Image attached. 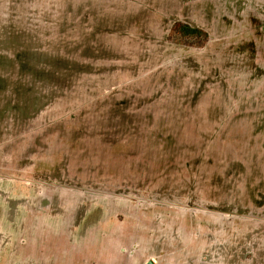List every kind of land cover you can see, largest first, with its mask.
Instances as JSON below:
<instances>
[{
    "label": "rangeland",
    "instance_id": "obj_1",
    "mask_svg": "<svg viewBox=\"0 0 264 264\" xmlns=\"http://www.w3.org/2000/svg\"><path fill=\"white\" fill-rule=\"evenodd\" d=\"M263 245L264 0H0V264Z\"/></svg>",
    "mask_w": 264,
    "mask_h": 264
},
{
    "label": "trees",
    "instance_id": "obj_2",
    "mask_svg": "<svg viewBox=\"0 0 264 264\" xmlns=\"http://www.w3.org/2000/svg\"><path fill=\"white\" fill-rule=\"evenodd\" d=\"M176 39L177 42L202 47L208 41V35L203 30L193 29L186 24L176 23L172 27L169 40Z\"/></svg>",
    "mask_w": 264,
    "mask_h": 264
},
{
    "label": "crops",
    "instance_id": "obj_3",
    "mask_svg": "<svg viewBox=\"0 0 264 264\" xmlns=\"http://www.w3.org/2000/svg\"><path fill=\"white\" fill-rule=\"evenodd\" d=\"M249 220L250 219H243V221H245V223H246V225L248 224L247 222H249ZM237 224V223H236ZM242 223H240V225H241ZM238 225V224H237ZM239 241V243H240V245H242V247H245L244 248V250L242 251H240V255H238V253H236L235 255L236 256H241V257H244V256H248V254H249V246L250 245H253V243H252V241H251V239H250V235H240L239 236V238H237L236 240H235V243H237ZM253 247H254V245H253ZM253 250V249H252ZM262 252L264 251V245L262 246ZM150 264H152L151 262H150Z\"/></svg>",
    "mask_w": 264,
    "mask_h": 264
}]
</instances>
